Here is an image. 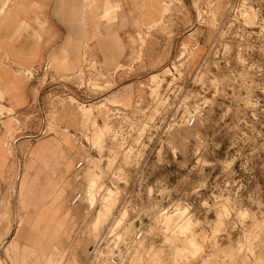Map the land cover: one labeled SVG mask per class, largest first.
<instances>
[{"label": "rangeland", "instance_id": "obj_1", "mask_svg": "<svg viewBox=\"0 0 264 264\" xmlns=\"http://www.w3.org/2000/svg\"><path fill=\"white\" fill-rule=\"evenodd\" d=\"M156 2L165 10L151 19ZM85 3L96 27L117 20L122 7L111 0ZM138 3L140 24L125 33L128 62L106 72L97 55L87 53L69 83L44 85L41 79L35 103L19 112L3 106L0 88V107L16 112L0 122L15 116L18 127L9 143L0 141V169L10 157L15 165L13 199L0 204V264L2 258L32 263L27 250L25 262L13 260L9 242L17 218L21 222L28 212L17 209L18 172L24 163L36 164L30 148L37 139H55L63 131L75 149L67 230L70 241L85 243L87 264H111L108 257H93L90 247L113 222L131 242L138 218L145 236L126 246L120 264H264V0ZM108 29L106 53L123 52L115 28ZM116 109L124 111L119 118ZM193 111L197 122L186 126ZM123 122L132 132L126 146L111 138ZM142 128L145 152L124 153ZM21 140L28 142L22 152ZM84 156L89 165L76 183L74 167ZM142 156L152 187H139L131 168ZM177 180L181 184L173 186ZM76 190L86 195L73 207ZM56 254L51 252L54 259Z\"/></svg>", "mask_w": 264, "mask_h": 264}, {"label": "crops", "instance_id": "obj_2", "mask_svg": "<svg viewBox=\"0 0 264 264\" xmlns=\"http://www.w3.org/2000/svg\"><path fill=\"white\" fill-rule=\"evenodd\" d=\"M118 1L122 4L119 18L111 23L101 21L96 27L85 0H0V88L6 94L3 106L14 107L16 112L32 107L42 85L30 80L24 71L41 67L47 60L53 66L50 83L59 85L69 83L67 78L79 74L87 53L97 55L106 72L117 62H128L131 48L125 33L140 24L139 3L111 0L114 7ZM152 1L147 0L149 4ZM164 10L156 2L149 10L150 18L160 17ZM110 26L115 28L123 52L106 53ZM117 40H112L116 46ZM16 112H9L8 116ZM15 118L0 122V141L9 143L10 135L18 128ZM66 134L63 131L55 139H37L30 148L36 164L31 167L24 163L19 169L21 181L18 183L17 179L16 196L21 201L16 200L17 209L24 207L28 212L21 222V215L17 218L9 241L13 260L17 262L27 260V250L33 254L31 264H87L85 243L80 238L70 241L67 230L70 213L66 194L73 169L71 154L75 149L72 140L63 136ZM27 144L21 140L18 146L21 152ZM14 170L10 157L8 167L0 169V204L7 205L13 199ZM52 251L57 252V258H53Z\"/></svg>", "mask_w": 264, "mask_h": 264}, {"label": "built area", "instance_id": "obj_3", "mask_svg": "<svg viewBox=\"0 0 264 264\" xmlns=\"http://www.w3.org/2000/svg\"><path fill=\"white\" fill-rule=\"evenodd\" d=\"M25 75L29 77L30 80H33L34 82H41V79H43L44 85L47 83H50L52 81V74H53V66L52 63L47 60L43 66L39 68H31L28 70H25ZM124 111H121L120 109H116L114 111L115 115L114 118H119L121 117V113ZM10 115L9 112L6 111V109H3L0 107V119L5 118L6 116ZM198 119V113L196 111L190 112L189 115L187 116L185 123L186 126H193L197 122ZM127 124L125 122L119 124V126L114 128V132L111 134V138L115 140H119L122 144H127V138L132 136V132L126 131L127 130ZM130 128V127H129ZM142 130L143 128L138 132L134 134V139L130 145L124 148V153H127L133 148L136 150L138 153L140 152H145L142 149V145L144 143L142 142ZM141 145V146H139ZM94 147V146H93ZM139 157V156H138ZM95 159H98V157H94ZM144 157H140L139 163H135L134 165L131 166L132 170L135 172H138V175L140 176V179L138 181V186L139 187H152V185H149V176L146 174V169L145 172L144 166L146 165L147 160L142 162ZM90 158L84 156L79 159V161L75 164L74 167V172H75V181L78 183L82 177L84 169L89 165ZM127 167V166H126ZM125 168V167H123ZM119 176V175H117ZM121 180V179H120ZM126 180L121 181L120 184H125ZM181 184V181L177 180L175 182V185L173 186H179ZM103 187V189L100 191H105V186L100 185ZM151 192H153V189L150 188ZM86 195V194H85ZM84 192L80 190H76L73 192L71 198H70V205L73 207L78 206V204L84 199ZM150 196V193H149ZM152 196V195H151ZM91 207V205H90ZM92 208V207H91ZM169 210L167 208L163 209V211L160 213V215L165 214ZM139 219V218H138ZM136 219L135 220V228L136 231L134 232L133 236L131 237L130 241H128V234L122 230L121 227L116 228L115 222L111 224L108 228L106 233L103 235L101 239H99L92 247L90 250V253L92 254L93 257H108V260L111 264H120L121 262V257H122V252L126 249V246L130 243H137L141 241L144 236H145V230L143 227V221L141 219Z\"/></svg>", "mask_w": 264, "mask_h": 264}, {"label": "bare ground", "instance_id": "obj_4", "mask_svg": "<svg viewBox=\"0 0 264 264\" xmlns=\"http://www.w3.org/2000/svg\"><path fill=\"white\" fill-rule=\"evenodd\" d=\"M19 166H20V165H19ZM110 196H111V195H110ZM112 196H113V195H112ZM110 199H111V198H110ZM110 199H109V200H110ZM177 211H178V210H177ZM177 211H176V212H177ZM179 211H181V210H179ZM181 212H182V211H181ZM180 214H181V213L179 212L178 215H180ZM176 215H177V214H176ZM181 216H182V215H181ZM182 217H183V216H182ZM171 219H172V218H171ZM171 219H170V220H171ZM175 219H176V218H175ZM0 257H1V256H0ZM2 260L5 261V264H8V261H7L5 258H2Z\"/></svg>", "mask_w": 264, "mask_h": 264}]
</instances>
